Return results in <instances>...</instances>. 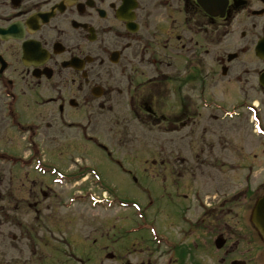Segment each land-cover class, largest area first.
Segmentation results:
<instances>
[{
	"label": "flooded vegetation",
	"instance_id": "af4514ba",
	"mask_svg": "<svg viewBox=\"0 0 264 264\" xmlns=\"http://www.w3.org/2000/svg\"><path fill=\"white\" fill-rule=\"evenodd\" d=\"M224 1L213 14V0H0V28L23 27L19 38H0V53L14 64L6 82L34 103L37 87H49L56 95L50 114L60 119L166 120L177 135L182 129L205 135L207 128L192 126L205 122L199 109L211 98L207 88L253 87L264 74V60L255 56L264 36V0ZM23 44L30 47L28 64ZM202 145L208 144L188 150L189 158L177 150L166 159L163 147L145 143V159L125 161L142 179L170 185L172 191L156 193L165 200L157 196L154 217L145 214L153 230L132 223L131 213L108 215L110 209L101 208L100 215L96 207L85 219L97 221L68 230L75 220L53 224L48 217L38 237L43 248L34 241L31 253L69 264H264L249 201L239 206L247 194H239V186L228 190V180L239 177H219L212 190L211 169L226 165L212 157L210 144L209 151ZM171 199L172 211L160 207Z\"/></svg>",
	"mask_w": 264,
	"mask_h": 264
},
{
	"label": "rangeland",
	"instance_id": "374dc122",
	"mask_svg": "<svg viewBox=\"0 0 264 264\" xmlns=\"http://www.w3.org/2000/svg\"><path fill=\"white\" fill-rule=\"evenodd\" d=\"M208 89H210L211 91L216 89V86H210ZM229 90V89H228ZM230 91V90H229ZM235 94V93H232ZM230 93H226V96L223 98L224 101L228 102L233 100L234 98H237V96L232 95ZM251 97H256V95L252 94L250 95V98L248 100L252 101ZM240 100V98H239ZM232 104V103H230ZM230 104H226V106L230 105ZM201 112L205 113V110H201ZM31 116H33V114H30ZM29 117V115H27ZM213 117L211 119L214 120L212 126L217 128L220 131H223L224 136L226 137V139L229 138V142H230V150L226 151L225 156L228 158H236V153H234V148L236 147L234 144V141L231 140L230 136V131L233 130L234 128H239V133H244L245 136L243 137V139L248 140L247 144H250L251 148L256 152L259 153L260 158L259 160V165H255L254 170L252 175L249 178V182L246 183L245 181L239 179V182L236 184H239V188H244L245 185H249L251 186H255V182H258L259 180L263 181V176H264V147L260 146L261 141H264L262 138H257L253 132H251V123H249V120L247 118V116H245L244 112L239 116V122L238 121H228V120H223L221 121V117L219 116L218 112L214 111V113H212V115H209V118ZM209 124V123H208ZM211 125V124H210ZM0 131H2V127L0 126ZM100 133V134H104ZM108 138L110 137H115L112 138L113 142H119L117 139V136H114V134L112 133L110 136L106 135ZM18 138L21 139V136L18 135ZM73 138L72 141H78V136L77 134L74 135L73 133H69L67 135V130L62 129V131H52L49 136H42L39 135L36 140L37 142H42L43 144H45L47 146V149L49 150V153L51 152L52 156L57 157L58 159L55 158H51V160L54 161H63L68 159V157H65L62 155L61 149L63 144H65L67 141H70V139ZM133 144L135 143V140L133 137H131ZM261 140V141H260ZM0 142L2 144H6L4 141ZM11 146L15 149V143L12 142ZM0 148H2V146L0 145ZM9 150H11L10 147H8ZM7 149V148H6ZM4 150V147H3ZM22 153V151H21ZM73 156H79L77 152H73L71 153ZM23 155H26V152L23 153ZM47 155V156H48ZM128 159V158H125ZM67 161V160H66ZM236 163V160L234 161V165ZM69 162H66V165H68ZM233 165V166H234ZM69 168H74L73 166H69ZM14 171L13 168L8 167L7 165L1 164L0 163V172L3 173V177L4 180H7V177L12 174ZM245 171V170H244ZM244 171L240 172V175H242L244 173ZM105 182L107 184V186L113 191V193L116 196H122V197H126V198H136V199H143V196H140V194L138 192H133L136 191L134 185L128 180L125 179L122 176L119 177H115V178H111L110 175L105 176ZM77 184H79V182H77ZM77 184L74 186L76 187ZM84 186H86V184H84ZM55 190L51 192V196L54 200H56V204H54V211L57 214V218L52 221L53 224H62L65 223L68 219H72L75 220V222L68 224L67 226V230L76 224H80V223H91L93 221H97L95 219L91 220H86L85 218H90V214H94L91 210H89L88 208H86L83 204L80 205H73L68 209H63L60 207L59 201L65 199V197L67 196V194L72 191V190H67V189H62V188H54ZM34 194V192H32V195ZM155 196H159L161 201H164L165 198H162L161 195L152 193ZM161 208H165L166 210H171L174 207L173 205V199H171L170 201L160 205ZM160 207H158L159 209H161ZM118 208H114L111 209V213H113L115 210H117ZM131 211L129 210H124L123 213H130ZM26 220V218H25ZM23 223H25V221H23ZM63 229V227H62ZM13 233H17L22 237H26L28 234L24 231L23 227H16L14 230L12 229V227L10 226V228L8 226H4L3 227V235L0 237V240H2L3 242L0 244L1 248H0V264H23V260L22 257H20L18 251H15L14 248H12V246H15V244H13L12 242V237L11 235ZM17 241H21V237H19L17 239ZM25 242V240H24ZM23 243V240L21 242H18V245L21 246ZM18 250V249H16ZM110 264H114V263H110Z\"/></svg>",
	"mask_w": 264,
	"mask_h": 264
},
{
	"label": "water",
	"instance_id": "95a60500",
	"mask_svg": "<svg viewBox=\"0 0 264 264\" xmlns=\"http://www.w3.org/2000/svg\"><path fill=\"white\" fill-rule=\"evenodd\" d=\"M254 221L264 237V195L259 198L254 209Z\"/></svg>",
	"mask_w": 264,
	"mask_h": 264
}]
</instances>
